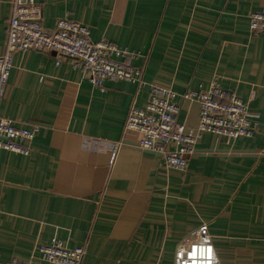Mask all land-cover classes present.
Returning a JSON list of instances; mask_svg holds the SVG:
<instances>
[{
    "label": "crops",
    "instance_id": "crops-1",
    "mask_svg": "<svg viewBox=\"0 0 264 264\" xmlns=\"http://www.w3.org/2000/svg\"><path fill=\"white\" fill-rule=\"evenodd\" d=\"M38 2L48 29L67 18L95 41L141 51L147 82L183 94L219 75L259 127L237 139L205 133L186 169L168 168L125 131L148 85L101 91L70 59L18 53L0 113L39 130L29 154L0 150V264L30 260L55 237L83 246V264H264V32L249 26L264 0ZM11 11L0 0V55ZM178 103L179 122L196 127L198 103Z\"/></svg>",
    "mask_w": 264,
    "mask_h": 264
},
{
    "label": "built area",
    "instance_id": "built-area-1",
    "mask_svg": "<svg viewBox=\"0 0 264 264\" xmlns=\"http://www.w3.org/2000/svg\"><path fill=\"white\" fill-rule=\"evenodd\" d=\"M249 17L251 31L264 32V7ZM29 50L54 52L70 59L74 68L82 70L89 82L101 91L106 89V81L148 85V101L142 107L132 105L125 131L138 135L139 147L158 154L168 168L186 169L205 133L237 139L252 137L258 131L259 122L248 104L224 88L219 75L212 77L207 89L183 94L171 87L147 82L143 67L137 63L141 51L120 47L106 38L95 41L88 25L67 18L58 19L55 28L48 29L43 24V10L38 0H12L5 51L0 55V106L15 56ZM179 98L198 103L196 127L179 122ZM38 130V126L19 127L13 119L0 113V150L29 154L30 143ZM119 145L112 146L113 159ZM84 256L83 246L71 247L67 241L55 237L49 243H38L30 260L14 258L6 264H83Z\"/></svg>",
    "mask_w": 264,
    "mask_h": 264
}]
</instances>
